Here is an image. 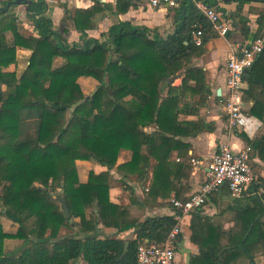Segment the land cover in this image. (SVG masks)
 <instances>
[{"label":"trees","instance_id":"1","mask_svg":"<svg viewBox=\"0 0 264 264\" xmlns=\"http://www.w3.org/2000/svg\"><path fill=\"white\" fill-rule=\"evenodd\" d=\"M134 1L94 0L90 7L74 11L64 6L66 29L81 34L80 42L72 44L53 28L45 0L27 5L37 35H26L17 16L0 11V58L15 55L17 47L31 50L20 76L0 73V215L17 225L11 232L0 223V264H75L79 259L85 264H136L140 244L163 243L178 223L177 209L175 215L141 220L132 215L131 205L113 202L110 171L116 169L120 175L132 205L155 208L173 206L172 196L188 199L194 167L188 161L187 139L214 128L202 117L182 118L199 115L211 95L205 72L190 63L219 33L193 2L183 0L173 8L175 29L165 36L127 21L112 24L100 38L89 36L97 26V14H124ZM244 1L264 4L240 2ZM254 11L258 13L254 34L249 19L240 17L242 34L252 42L264 36V7ZM198 30L201 45L193 39ZM60 54L64 63L54 66ZM84 78L97 83L87 97L80 82ZM177 78L178 86L173 84ZM244 79L248 86L243 101L252 100L253 105L243 111L264 123V48ZM196 95L192 103L189 99ZM238 135L251 146L250 158L256 146L264 159V135L253 146L244 132ZM122 150L131 157L119 163ZM174 151L181 161L172 160ZM76 160H94L107 169L91 170L88 180L81 182ZM132 176L143 188L141 198L130 184ZM258 187L254 182L251 189ZM58 194L66 201L70 218L65 217ZM251 199L233 229L223 232V240L214 236L221 228L211 218L198 210L192 215L191 239L200 248L192 264H255L256 257H264V190ZM101 226L115 230V235L101 233ZM62 227L72 233L61 235ZM128 231L134 236L122 238ZM204 236H209L208 242ZM7 239L22 244L7 251ZM181 241L180 233L177 246Z\"/></svg>","mask_w":264,"mask_h":264},{"label":"crops","instance_id":"2","mask_svg":"<svg viewBox=\"0 0 264 264\" xmlns=\"http://www.w3.org/2000/svg\"><path fill=\"white\" fill-rule=\"evenodd\" d=\"M8 2L13 0H0V11L5 8L3 2ZM48 9L46 14L51 18L53 22V28L57 30L68 43H79L81 39V34L74 28L66 29V23L62 20L65 8L74 11L76 8H87L94 4V0H45ZM102 2L116 3L117 0H101ZM212 8H214L221 16L224 22L228 26L227 35H218V37L211 39L207 42L205 48L206 51L203 55L196 57L190 66L201 67L205 72L206 82L211 88V95L207 103L200 108L199 115H188L182 116V118L188 120H198L202 117L206 123L212 122L214 125L213 130H204L200 134L194 137H189L187 141L190 143L191 147L188 151L189 157L193 156L201 160V164L196 168L194 167L191 178L189 180L191 191L189 194L195 192L199 189L200 185L206 178L208 172V165L220 144H228L234 150L238 151L247 146L246 141L238 135V132H244L248 139L254 143L259 142L261 136L264 135V123L257 117L248 114L246 115L252 118L253 125L249 132L244 130L236 129L231 130L226 125V109L223 103V97L226 94V71L225 64L227 56L230 51H235L240 53L243 46H247L252 40L247 39L242 34V22H240V17L249 19L248 28L250 33L254 34L257 30L256 19L258 13L255 9H262L264 4L258 1H244L241 0H199ZM32 2V0H31ZM183 0H179V5L175 8L177 9ZM29 3H21L18 5H10L8 11H2L6 16L14 15L17 16L23 31L26 35H37V30L34 24L27 17V10ZM167 5L151 6L144 0H135L134 5L124 14H116L110 11H105V13L97 14L94 18L97 26L95 29L89 30V36L100 38L103 32H107L109 27L118 21H127L132 26L136 27H148L150 29H157L161 35H167L172 33L176 27V11ZM184 12V11H181ZM8 43L10 45L14 44V40L11 36H8ZM31 50L26 48L17 47L16 54L9 57L0 58V73H15L20 76L29 63V57ZM181 83V78H177L174 81V85L178 86ZM247 82L244 83L243 91L247 88ZM221 90L220 95L217 94L218 90ZM199 96H195L189 99L192 103H196ZM253 105V101L244 102V109L249 110ZM243 109V110H244ZM147 131H152V128H146ZM256 145V144H255ZM256 146L254 153L251 155V165L256 173L255 184L259 186L257 189H251L247 191L246 194L239 198L231 196L229 191L222 188L220 191L212 194L204 206L198 208L199 214L202 216H207L211 218L215 226L221 228V231L215 232V237L221 240L225 235L223 232L227 233L235 226V220L238 213L252 203V196L258 194L260 195L264 190V184L261 180H264V159H262L256 151ZM124 156H121L124 153ZM119 157L118 162L122 163L130 159L131 153L129 151H123ZM264 153V150H263ZM179 159V160H178ZM172 160L181 161L182 159L177 157L176 151L172 153ZM96 161L87 160H77L76 166L78 169V176L81 182H86L88 180V172L94 170L95 172H100L106 170L105 166L99 164L96 166ZM81 166H85L86 169L81 170ZM111 172L110 182L114 180L122 184L120 180V175L117 173L116 169ZM133 181L130 182L135 188V194L141 198L143 188L141 184L135 181V176H132ZM117 183V182H116ZM253 185V184H252ZM251 185V186H252ZM188 194V195H189ZM110 197L115 203L121 205H131V213L133 216L140 218L141 220L149 216H159V215H175L176 208L173 206H160L155 208H149L145 206H139L138 204L131 203L129 191H123L122 189H112L110 185ZM173 198V196H172ZM171 198V199H172ZM169 199V200H171ZM161 201V199H159ZM194 210L193 212L181 215L179 217V223L181 225L182 231V241L177 246L176 257L174 264H192L191 260L193 257H197L200 253L199 246L194 243L191 239L192 234V215L198 212ZM177 218V217H176ZM210 236V234L208 233ZM134 233L131 231L122 233V238L133 237ZM204 236L203 241L208 242V237ZM207 237V238H206ZM223 240V239H222ZM193 264H206L204 261L194 262ZM255 264H264V257L258 256L255 258Z\"/></svg>","mask_w":264,"mask_h":264},{"label":"built area","instance_id":"3","mask_svg":"<svg viewBox=\"0 0 264 264\" xmlns=\"http://www.w3.org/2000/svg\"><path fill=\"white\" fill-rule=\"evenodd\" d=\"M144 1L154 7L164 4L174 8L179 5V0ZM188 1L193 2L209 19L219 35H227L228 26L214 8L199 0ZM201 36V30L194 33L193 39L196 45L202 44ZM263 48L264 36L251 42L248 48L243 46L240 53L230 51L227 56L225 64L227 91L223 97V103L227 114L226 125L231 130L241 128L249 132L253 125L252 118L243 111L244 78L256 58L263 51ZM250 151L251 146H246L236 151L228 144H220L208 165L206 178L199 189L191 193L186 201L172 198L170 201L173 207L179 210L181 215L189 214L204 206L209 197L223 187H227L231 196L235 198L246 194L257 177L251 165ZM188 161L196 168L201 164V160L193 156H190ZM181 215L177 216V220ZM181 231L182 228L178 220V223L163 243L140 244L137 250L136 264H174L177 251V236Z\"/></svg>","mask_w":264,"mask_h":264},{"label":"rangeland","instance_id":"4","mask_svg":"<svg viewBox=\"0 0 264 264\" xmlns=\"http://www.w3.org/2000/svg\"><path fill=\"white\" fill-rule=\"evenodd\" d=\"M64 57H63V55H58L56 58H55V60H54V66H60V65H62L63 63H64ZM80 82H81V85H82V90H83V93H84V95L87 97V96H90L94 91H95V89H96V87H97V83H96V81H94L93 79H91V78H84V79H80ZM123 151H128V150H122L121 152H120V154H119V157H120V155H121V153L123 152ZM126 152H124V153H122V155L121 156H124V154H125ZM118 160H119V158H118ZM77 161V160H76ZM128 161V160H127ZM98 163V162H97ZM96 166H98L99 167V164H97ZM77 167V166H76ZM84 169H86V167L84 166H81V168H80V171L81 170H84ZM87 170V169H86ZM93 170V169H92ZM91 171V170H90ZM89 171V172H90ZM77 172H78V169H77ZM89 172H88V176H89ZM79 177V176H78ZM131 181H133L132 179H131ZM130 181V182H131ZM117 182V183H116ZM110 185L112 186V189H122L123 191H126L125 189H124V186H123V184H119L118 183V181H116L115 180V182H114V180L112 181V182H110ZM89 213V211L87 212V214ZM71 217V216H70ZM0 223L2 224V226H3V228L5 229V230H7V231H11V232H13V231H15L16 230V228H17V225L16 224H14L12 221H10L6 216H4V215H0ZM100 232L101 233H105V234H108V235H115V230H113V229H106L105 227H100ZM72 233V230L71 229H69V228H67V227H62L61 228V230H60V234L61 235H65V234H71ZM21 244H22V241L21 240H19V239H7L6 241H5V249L7 250V251H10V250H13V249H15V248H17V247H19V246H21ZM75 264H85V262L82 260V259H79V260H77L76 261V263Z\"/></svg>","mask_w":264,"mask_h":264},{"label":"water","instance_id":"5","mask_svg":"<svg viewBox=\"0 0 264 264\" xmlns=\"http://www.w3.org/2000/svg\"><path fill=\"white\" fill-rule=\"evenodd\" d=\"M23 2L24 3H30L31 0H13V1H10V2L7 3L6 7L5 8H2L1 10L4 11V12H6V11H8L10 5H18V4H21ZM250 43L247 44V48L250 46ZM220 93H221V90L219 89L218 92H217V94L220 95ZM56 198L58 200H60V202H61V206H62L63 212L65 214V217L66 218H70L71 213L69 211V208H68V206H67L66 201L64 200V198L60 194L56 195ZM128 245H129V242L126 241V243H125V251L128 249Z\"/></svg>","mask_w":264,"mask_h":264}]
</instances>
